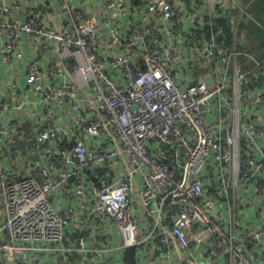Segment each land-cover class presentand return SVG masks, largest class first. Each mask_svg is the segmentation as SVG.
Wrapping results in <instances>:
<instances>
[{
    "label": "built area",
    "instance_id": "2783aa9c",
    "mask_svg": "<svg viewBox=\"0 0 264 264\" xmlns=\"http://www.w3.org/2000/svg\"><path fill=\"white\" fill-rule=\"evenodd\" d=\"M30 3L0 0V58L33 48L0 83V264H264L263 62L218 23L240 1Z\"/></svg>",
    "mask_w": 264,
    "mask_h": 264
},
{
    "label": "trees",
    "instance_id": "16d2710c",
    "mask_svg": "<svg viewBox=\"0 0 264 264\" xmlns=\"http://www.w3.org/2000/svg\"><path fill=\"white\" fill-rule=\"evenodd\" d=\"M240 4L245 8V13L241 19V22L238 25V33L237 38H240L243 36L245 38V42L247 41V47H244L243 43H240V40L237 39V60L240 62V64L245 68L247 65L250 64L248 61V58L246 54H249L250 56H255L259 58L258 60H261L263 62V65L261 66L260 75L262 76V80L264 81V34L261 36L258 32L257 33H250L247 35L242 34L240 31L241 24L245 18V15L247 14V6H244L245 4L249 3L248 7L252 6L256 11L260 8V4L258 0H239ZM260 11V10H259ZM219 24L223 25L224 28V39L228 44L232 39V25L226 20H222L218 22ZM242 31V30H241ZM228 47V46H227ZM261 56V58L259 57ZM254 57V58H255ZM134 252L133 250H128L125 255V259L128 261L129 264H135L133 260Z\"/></svg>",
    "mask_w": 264,
    "mask_h": 264
},
{
    "label": "crops",
    "instance_id": "0c3cea01",
    "mask_svg": "<svg viewBox=\"0 0 264 264\" xmlns=\"http://www.w3.org/2000/svg\"><path fill=\"white\" fill-rule=\"evenodd\" d=\"M30 2H31L30 3L31 5H34L36 3V0H30ZM42 12H44V11H42ZM43 15L48 16L45 14H43ZM45 19H47V18L45 17ZM237 33H238V31L232 32V39L227 44V46L230 50L237 49V45H238L237 39H239V40L245 39L243 36H241L240 38H237ZM243 44H244V47H247V41L245 42V40H244ZM23 54H24V56H23L22 60H16L11 65H7L4 62V60L2 58H0V83H2L4 80H7L9 78H16V77L19 78L20 76H22L25 73L27 63L29 62V60L31 58H33V48L30 47L26 41L23 42ZM259 57L261 58V56H259ZM26 128H28V127H26ZM23 145H24L23 142H19V143L14 144L15 147L20 149V150H16V151H21V149L24 150V148H22ZM22 153H25V151H23Z\"/></svg>",
    "mask_w": 264,
    "mask_h": 264
},
{
    "label": "rangeland",
    "instance_id": "374dc122",
    "mask_svg": "<svg viewBox=\"0 0 264 264\" xmlns=\"http://www.w3.org/2000/svg\"><path fill=\"white\" fill-rule=\"evenodd\" d=\"M258 1L260 4L258 11L254 9L253 5L248 7L249 3L244 5L247 6V14L245 15L239 31L244 35L257 32L261 36L264 34V0ZM244 40L245 39H241L240 43H243Z\"/></svg>",
    "mask_w": 264,
    "mask_h": 264
}]
</instances>
